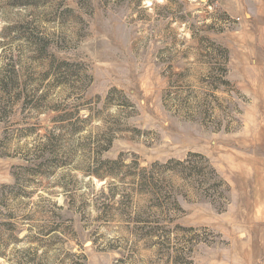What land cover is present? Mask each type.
Wrapping results in <instances>:
<instances>
[{
	"label": "rangeland",
	"instance_id": "rangeland-1",
	"mask_svg": "<svg viewBox=\"0 0 264 264\" xmlns=\"http://www.w3.org/2000/svg\"><path fill=\"white\" fill-rule=\"evenodd\" d=\"M0 264H264V0H0Z\"/></svg>",
	"mask_w": 264,
	"mask_h": 264
},
{
	"label": "trees",
	"instance_id": "trees-1",
	"mask_svg": "<svg viewBox=\"0 0 264 264\" xmlns=\"http://www.w3.org/2000/svg\"><path fill=\"white\" fill-rule=\"evenodd\" d=\"M155 166H156V164H155ZM143 181H144V178H142V182H143ZM149 183H151V182H149ZM144 184H145V185H149L148 182H147V183L145 182ZM151 184H152V183H151Z\"/></svg>",
	"mask_w": 264,
	"mask_h": 264
}]
</instances>
